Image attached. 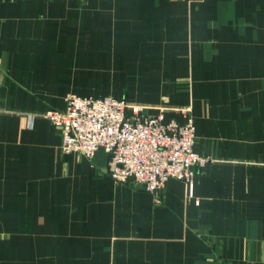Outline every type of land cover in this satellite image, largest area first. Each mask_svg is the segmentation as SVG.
I'll use <instances>...</instances> for the list:
<instances>
[{
	"label": "crops",
	"instance_id": "0c3cea01",
	"mask_svg": "<svg viewBox=\"0 0 264 264\" xmlns=\"http://www.w3.org/2000/svg\"><path fill=\"white\" fill-rule=\"evenodd\" d=\"M68 95L190 106L192 195L63 153ZM0 264H264V0H0Z\"/></svg>",
	"mask_w": 264,
	"mask_h": 264
},
{
	"label": "built area",
	"instance_id": "2783aa9c",
	"mask_svg": "<svg viewBox=\"0 0 264 264\" xmlns=\"http://www.w3.org/2000/svg\"><path fill=\"white\" fill-rule=\"evenodd\" d=\"M183 120H166L163 109L146 113L124 97H65L63 110L44 115L61 130L63 153L91 160L99 149L108 154L106 170L117 183H132L157 192L169 179L186 182L212 159L197 152L190 106L179 109Z\"/></svg>",
	"mask_w": 264,
	"mask_h": 264
}]
</instances>
